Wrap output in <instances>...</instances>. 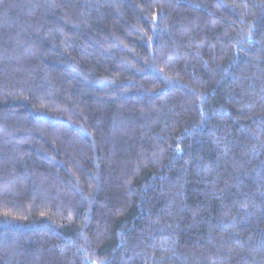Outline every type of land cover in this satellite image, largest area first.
Returning a JSON list of instances; mask_svg holds the SVG:
<instances>
[{
  "label": "trees",
  "instance_id": "1",
  "mask_svg": "<svg viewBox=\"0 0 264 264\" xmlns=\"http://www.w3.org/2000/svg\"><path fill=\"white\" fill-rule=\"evenodd\" d=\"M0 264H264V0H0Z\"/></svg>",
  "mask_w": 264,
  "mask_h": 264
}]
</instances>
